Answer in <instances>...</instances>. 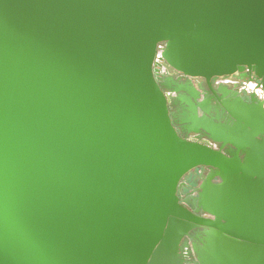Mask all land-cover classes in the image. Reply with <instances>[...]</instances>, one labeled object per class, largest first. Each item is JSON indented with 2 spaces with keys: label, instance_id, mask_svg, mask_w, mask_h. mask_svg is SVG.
<instances>
[{
  "label": "water",
  "instance_id": "water-1",
  "mask_svg": "<svg viewBox=\"0 0 264 264\" xmlns=\"http://www.w3.org/2000/svg\"><path fill=\"white\" fill-rule=\"evenodd\" d=\"M236 73L264 86V0H0V264H177L189 235L264 264V103L212 85Z\"/></svg>",
  "mask_w": 264,
  "mask_h": 264
},
{
  "label": "built area",
  "instance_id": "built-area-1",
  "mask_svg": "<svg viewBox=\"0 0 264 264\" xmlns=\"http://www.w3.org/2000/svg\"><path fill=\"white\" fill-rule=\"evenodd\" d=\"M166 44L165 42H159L157 44L156 53L153 61V69L155 77L160 80L167 76L174 77H185L181 71L172 67L164 58L163 52L165 50ZM238 75V73H236ZM232 76H224L217 80L218 84L228 85L239 93L250 95L255 94L256 97L263 101L264 103V86L262 82L254 75L249 74L245 77ZM194 81L198 79L192 78ZM167 95H174L175 93L172 91H166ZM201 167V166H199ZM201 171V170H200ZM202 216L212 218L213 216L209 213H202ZM189 246H187L188 248Z\"/></svg>",
  "mask_w": 264,
  "mask_h": 264
},
{
  "label": "flooded vegetation",
  "instance_id": "flooded-vegetation-1",
  "mask_svg": "<svg viewBox=\"0 0 264 264\" xmlns=\"http://www.w3.org/2000/svg\"><path fill=\"white\" fill-rule=\"evenodd\" d=\"M235 75V74H234ZM236 76L239 77H245L247 74L238 73ZM224 76H218L212 81L213 87L216 89L219 88L220 85L218 84L217 80ZM197 82H202L206 85L207 89L209 90V86L205 79H198ZM206 92V91H205ZM208 95H210L212 92L209 90ZM239 93V92H238ZM243 96H246V94L239 93ZM175 95V94H174ZM189 138H195L193 134L189 135ZM203 140H205L203 138ZM201 170V171H200ZM208 170L204 167H197L193 171L189 172L183 179V185L179 188L178 194L181 198V200H184L186 198H193L198 195V188L200 183L203 181L205 176L207 175ZM203 212H201L202 215ZM187 246H189L187 248ZM177 264H199V261L194 253L193 250V238L192 236H186L184 240L181 243V247L179 249V255H178V263Z\"/></svg>",
  "mask_w": 264,
  "mask_h": 264
}]
</instances>
